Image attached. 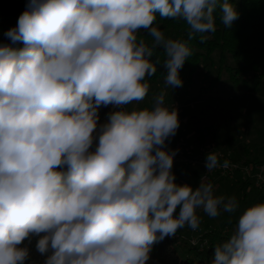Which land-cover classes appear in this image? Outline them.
Returning a JSON list of instances; mask_svg holds the SVG:
<instances>
[{
  "label": "clouds",
  "instance_id": "9594fccd",
  "mask_svg": "<svg viewBox=\"0 0 264 264\" xmlns=\"http://www.w3.org/2000/svg\"><path fill=\"white\" fill-rule=\"evenodd\" d=\"M217 9L228 28L238 19L231 0H29L5 33L24 47L0 46V264H27L33 236L44 264H148L154 244L199 227L198 209L237 211L211 183L175 182L166 141L179 111L162 95L98 125L101 106L147 97L156 48L165 84L182 86L192 49L166 39L158 15L185 21L190 40L216 31ZM219 165L209 153L208 171ZM211 264H264V202L243 211Z\"/></svg>",
  "mask_w": 264,
  "mask_h": 264
},
{
  "label": "rangeland",
  "instance_id": "374dc122",
  "mask_svg": "<svg viewBox=\"0 0 264 264\" xmlns=\"http://www.w3.org/2000/svg\"><path fill=\"white\" fill-rule=\"evenodd\" d=\"M228 61L232 64L230 58ZM218 71L219 62L214 57L203 71L195 75L192 83H185L177 91H173L165 84V80L161 79L151 84L150 91L143 101L133 102L127 105L125 110L151 108L162 95L166 106L179 111L180 127L176 135L166 141V150L175 151V157L180 155V146L179 149L185 148L186 155L195 157H207L209 153L216 152L230 155L238 162L255 161L254 158L259 153L258 146L264 137V82L256 85L252 75L246 73L241 75V79L249 81L247 85L244 86L242 80L233 83L229 72L223 70L219 72L221 80L217 86L208 88ZM244 153H249L247 158ZM180 158L185 159L181 155ZM172 172L176 176L175 182L179 185L187 184L197 188L201 182L211 183L215 195L224 196L226 200L235 197L238 201L237 211L226 212L221 207L217 217L208 216L202 209L197 210L198 228L208 231L205 234L207 237L210 231L215 233L224 227L233 232L238 217L247 207L264 202V184L256 186L263 192H258L252 183L243 189L245 185L242 184L244 179L241 172L232 175L214 172L207 179L205 167L183 161L174 162ZM260 198L263 200L260 201ZM178 214L179 208L175 215ZM177 234L176 239L181 247L184 246V241L191 244L189 239L199 236V232L193 231L187 225L178 230Z\"/></svg>",
  "mask_w": 264,
  "mask_h": 264
},
{
  "label": "trees",
  "instance_id": "16d2710c",
  "mask_svg": "<svg viewBox=\"0 0 264 264\" xmlns=\"http://www.w3.org/2000/svg\"><path fill=\"white\" fill-rule=\"evenodd\" d=\"M231 2L234 3L239 16L230 28L220 22V13L217 9L216 31L196 33L190 40V28L185 21L157 16L155 26L164 32L166 39L187 41L192 49V55L180 70V78L183 81L182 86L185 83H192L195 75L203 71L214 57L218 59L219 71L208 88L217 86V83L221 80L219 72L223 70L229 72L233 83L242 80L244 86L247 85L249 81L241 79V75L246 73L252 75L256 85L264 82V0H231ZM28 3L29 0H0V46L11 45L16 49L24 47L22 41L13 43L5 33L17 26L18 19L27 9ZM202 36L206 37L203 41L201 40ZM140 37L151 45L152 38L148 36L147 30H141ZM229 58L232 60V64L229 61L227 62ZM152 59L156 62L157 72L148 78L150 85L164 79L168 71L164 65L167 56L163 47L154 50ZM182 86L174 87L172 90L177 91ZM122 110H125V106H101L98 111L100 117L98 125L106 124L111 113ZM258 149L259 153L254 158L255 161L241 163L253 166L264 164V137H262ZM248 154L244 153L246 158ZM230 159L238 162L231 157ZM251 183L255 184L250 179L244 180L242 183L245 185L243 189ZM256 186L257 184H255V189L258 192H263L261 188ZM262 200L260 198V201ZM230 224H233V222H230ZM222 230H216L215 233L210 231L208 245L202 250L186 241H184V246L181 247L176 238L165 237L162 241L154 244L148 264H211L215 246L228 239L232 234L231 231L229 232V228L225 233ZM38 239L39 237L33 236L25 241V246L31 250L27 264H44L45 257L36 251Z\"/></svg>",
  "mask_w": 264,
  "mask_h": 264
},
{
  "label": "built area",
  "instance_id": "2783aa9c",
  "mask_svg": "<svg viewBox=\"0 0 264 264\" xmlns=\"http://www.w3.org/2000/svg\"><path fill=\"white\" fill-rule=\"evenodd\" d=\"M180 146H178V150L181 156L185 157V159L180 158L179 157H174V162L177 161H183V162H187V163H196V164H200L203 167H205V176L208 178H210L212 176V174L214 172H218L220 174H227V175H232L234 173H242L243 175V179H250L253 180V182L255 184H257V186H260V184H264V164H260V165H247V164H243L241 162H236L230 159V155H221V154H217L218 159L220 161V165L218 167H216L215 169L208 171V169L206 168V159L205 157H195L192 155H186L185 154V148L182 150V148L179 149ZM227 161L228 162V166L224 167V162ZM226 229V230H225ZM196 232H199V236H194L191 237L189 239V242L191 243L192 246L198 247V249L202 250L204 249V247L206 245H208V237L207 235H205L206 233H208V231H202L199 228H196L195 230ZM228 228H224L223 232H227ZM172 238H176L178 237V234L176 233L175 236H171Z\"/></svg>",
  "mask_w": 264,
  "mask_h": 264
}]
</instances>
